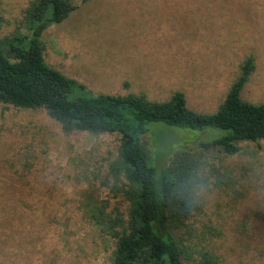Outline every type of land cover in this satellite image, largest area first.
<instances>
[{
	"label": "rangeland",
	"instance_id": "374dc122",
	"mask_svg": "<svg viewBox=\"0 0 264 264\" xmlns=\"http://www.w3.org/2000/svg\"><path fill=\"white\" fill-rule=\"evenodd\" d=\"M30 1L0 0V37L17 30ZM72 1L77 9L44 31V53L89 93L166 101L179 90L189 108L214 113L254 56L241 96L264 103V0ZM149 129L159 171L177 151L223 133L165 122ZM119 144L118 135L67 133L45 109L0 103V180L18 199L0 208V264H113L116 240L93 215L105 202L128 211L113 180L104 181ZM244 147L207 164L204 205L191 224V241L213 247L223 264H264V140Z\"/></svg>",
	"mask_w": 264,
	"mask_h": 264
},
{
	"label": "trees",
	"instance_id": "16d2710c",
	"mask_svg": "<svg viewBox=\"0 0 264 264\" xmlns=\"http://www.w3.org/2000/svg\"><path fill=\"white\" fill-rule=\"evenodd\" d=\"M77 7L72 0H31L17 30L0 37V103L45 109L67 133L119 136L118 156L104 181L113 180L114 194L129 203L128 211L125 214L119 207L108 211L110 204L105 202L96 205L99 212L93 215L116 240L113 264H223L213 247L191 241V224L204 205L202 189L210 181L204 171L211 159L242 154L245 143L264 140V103L254 104L241 96L255 69L254 56L242 64L214 113L189 108L186 94L179 90L166 101L135 93L92 94L48 64L42 42L44 31L63 22ZM23 26L28 34L21 31ZM152 122L223 133L200 141V149L177 151L159 171L150 162L153 152L146 138ZM5 190L0 180V208L9 201L17 208L18 199L15 203Z\"/></svg>",
	"mask_w": 264,
	"mask_h": 264
}]
</instances>
